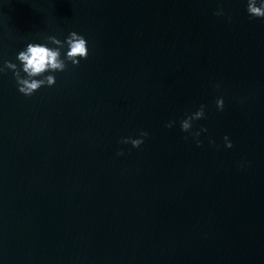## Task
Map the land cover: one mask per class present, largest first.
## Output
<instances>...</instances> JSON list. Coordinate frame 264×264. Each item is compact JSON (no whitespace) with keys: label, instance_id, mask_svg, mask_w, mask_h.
<instances>
[{"label":"water","instance_id":"water-1","mask_svg":"<svg viewBox=\"0 0 264 264\" xmlns=\"http://www.w3.org/2000/svg\"><path fill=\"white\" fill-rule=\"evenodd\" d=\"M69 30L88 55L51 87L0 75V264H264V19L244 0L0 3L4 59ZM201 103L197 146L179 120Z\"/></svg>","mask_w":264,"mask_h":264},{"label":"clouds","instance_id":"clouds-1","mask_svg":"<svg viewBox=\"0 0 264 264\" xmlns=\"http://www.w3.org/2000/svg\"><path fill=\"white\" fill-rule=\"evenodd\" d=\"M3 0H0L2 3ZM245 10L249 18L264 19V0H244ZM216 16L224 15V10L217 7L213 13ZM230 20L231 17H228ZM88 41L85 36L75 30H69L63 39L56 35H44L39 40H30L15 52L14 58L4 59L0 56V75L10 72L14 80L16 89L24 96H31L41 87H51L56 82V73L64 71L69 64L76 66L88 55ZM215 108L222 111L224 108L223 96L215 98ZM206 105L199 104L194 111L187 112L179 120L181 132L188 133L197 146L201 140L198 139L201 132H206V128L201 126L193 129V122L205 118ZM176 121L169 120L164 126L171 128ZM147 132L141 130L135 137L125 136L120 139V143L130 144L132 147H139ZM187 138V137H186ZM224 146L230 148L232 143L227 134L223 136ZM209 143L213 141L209 139ZM122 154L121 152L117 153Z\"/></svg>","mask_w":264,"mask_h":264}]
</instances>
